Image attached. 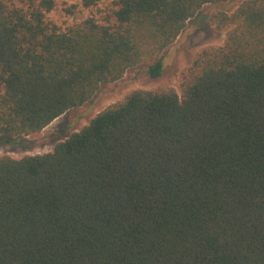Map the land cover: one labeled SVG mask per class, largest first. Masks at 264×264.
<instances>
[{
    "label": "trees",
    "instance_id": "trees-1",
    "mask_svg": "<svg viewBox=\"0 0 264 264\" xmlns=\"http://www.w3.org/2000/svg\"><path fill=\"white\" fill-rule=\"evenodd\" d=\"M101 0H81L86 8ZM0 0V137L36 136L165 49L204 5ZM180 90L137 88L44 153L0 155V264H264V0L214 11Z\"/></svg>",
    "mask_w": 264,
    "mask_h": 264
},
{
    "label": "rangeland",
    "instance_id": "rangeland-1",
    "mask_svg": "<svg viewBox=\"0 0 264 264\" xmlns=\"http://www.w3.org/2000/svg\"><path fill=\"white\" fill-rule=\"evenodd\" d=\"M242 1L227 0L204 5L188 21L177 39L163 52V71L160 77L152 78L148 73L147 64H138L128 69L121 79L102 84L89 101L56 118L41 134L0 137V155L20 157L50 151L58 141L81 129L98 112L123 99L133 89H153L170 85L180 90L182 73L193 63L197 53L205 46L222 44L224 41L226 32L210 22L211 14L217 10L231 12ZM111 4L112 0H101L98 6L86 8L81 0H57L55 8L47 13V18L61 26H68L91 15L101 17L102 11Z\"/></svg>",
    "mask_w": 264,
    "mask_h": 264
},
{
    "label": "crops",
    "instance_id": "crops-1",
    "mask_svg": "<svg viewBox=\"0 0 264 264\" xmlns=\"http://www.w3.org/2000/svg\"><path fill=\"white\" fill-rule=\"evenodd\" d=\"M50 125V124H49Z\"/></svg>",
    "mask_w": 264,
    "mask_h": 264
}]
</instances>
